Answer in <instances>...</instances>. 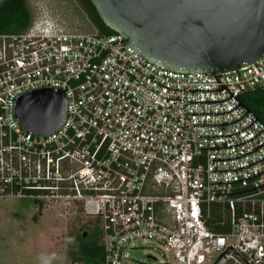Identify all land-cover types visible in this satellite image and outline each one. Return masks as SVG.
Wrapping results in <instances>:
<instances>
[{
    "label": "built area",
    "instance_id": "obj_1",
    "mask_svg": "<svg viewBox=\"0 0 264 264\" xmlns=\"http://www.w3.org/2000/svg\"><path fill=\"white\" fill-rule=\"evenodd\" d=\"M34 7L0 32V198L97 218L104 264H128L138 240L164 264H264V121L242 99L264 87V57L174 69ZM45 88L64 93L65 116L36 133L16 105Z\"/></svg>",
    "mask_w": 264,
    "mask_h": 264
},
{
    "label": "water",
    "instance_id": "obj_2",
    "mask_svg": "<svg viewBox=\"0 0 264 264\" xmlns=\"http://www.w3.org/2000/svg\"><path fill=\"white\" fill-rule=\"evenodd\" d=\"M90 1L108 27L174 69L215 74L264 57V0ZM16 115L31 131H52L65 116L64 93L27 92L17 101Z\"/></svg>",
    "mask_w": 264,
    "mask_h": 264
},
{
    "label": "rangeland",
    "instance_id": "obj_3",
    "mask_svg": "<svg viewBox=\"0 0 264 264\" xmlns=\"http://www.w3.org/2000/svg\"><path fill=\"white\" fill-rule=\"evenodd\" d=\"M31 10L44 3L46 10L68 28L96 32L78 0H27ZM29 199L0 198V264H83L68 239L92 233L97 218L79 211L57 214V206L30 208ZM128 264H164L154 241L138 240L126 249Z\"/></svg>",
    "mask_w": 264,
    "mask_h": 264
},
{
    "label": "trees",
    "instance_id": "obj_4",
    "mask_svg": "<svg viewBox=\"0 0 264 264\" xmlns=\"http://www.w3.org/2000/svg\"><path fill=\"white\" fill-rule=\"evenodd\" d=\"M86 12L95 33H114L99 17L90 0H78ZM32 15L27 0H0V32L23 30L30 22ZM243 103L258 118L264 121V87L257 88L242 95ZM99 228L85 235L78 234L73 238V246L83 264H104L103 248L99 243Z\"/></svg>",
    "mask_w": 264,
    "mask_h": 264
},
{
    "label": "flooded vegetation",
    "instance_id": "obj_5",
    "mask_svg": "<svg viewBox=\"0 0 264 264\" xmlns=\"http://www.w3.org/2000/svg\"><path fill=\"white\" fill-rule=\"evenodd\" d=\"M30 208H31V204H30Z\"/></svg>",
    "mask_w": 264,
    "mask_h": 264
}]
</instances>
